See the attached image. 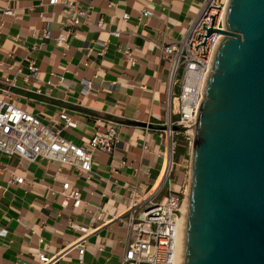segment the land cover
I'll return each instance as SVG.
<instances>
[{
	"label": "crops",
	"instance_id": "crops-1",
	"mask_svg": "<svg viewBox=\"0 0 264 264\" xmlns=\"http://www.w3.org/2000/svg\"><path fill=\"white\" fill-rule=\"evenodd\" d=\"M74 1L91 9V23L81 25L77 38L60 49L54 39L38 37L44 31L58 36L66 17L63 5L0 0V80L16 78L14 104L47 124L63 128L59 115L68 113L77 128L64 129L63 136L77 145L86 147L97 128L106 130L98 120L117 123L119 140L113 154L95 155L91 180L77 177L68 167L59 172L55 163L31 164L18 156H0V264H41V253L55 257L52 264H121L128 229L116 218L127 212L135 193L161 188L162 201L183 183L182 157L174 163V178L163 177L169 146L163 131L133 123H166L170 63L161 47L183 38L207 0ZM8 8L15 10V17L2 15ZM144 10L152 17L142 18ZM124 14L128 21H123ZM103 18L104 32L97 27ZM107 41L108 48L100 55L96 43ZM128 51L135 63L127 59ZM30 58L40 69L38 82L25 81ZM83 80L92 82L88 94L83 92ZM13 173L26 183H11ZM64 184L81 191L85 202L81 209L74 210L73 201L58 194ZM71 221L90 231L83 263L72 247L80 232L70 228ZM38 237L44 245H39Z\"/></svg>",
	"mask_w": 264,
	"mask_h": 264
},
{
	"label": "built area",
	"instance_id": "built-area-1",
	"mask_svg": "<svg viewBox=\"0 0 264 264\" xmlns=\"http://www.w3.org/2000/svg\"><path fill=\"white\" fill-rule=\"evenodd\" d=\"M186 0H179L185 2ZM230 0H207L202 6L194 22L188 28L183 38L161 47L164 59L170 63L168 92L165 101L167 121L163 126L165 139L169 146L165 153V166L170 176L174 169L173 156L177 148L176 137L184 133L188 136L191 144L194 142L197 115L205 98V89L209 76L212 73L213 61L223 35L212 34L206 40L204 46H199L205 40L206 32L211 27L215 30H225L226 11ZM50 5H63L66 17L62 23L60 33L52 38L49 31H44L41 41L54 39L60 49H67L71 39H76L77 29L83 24H90L91 9H83L78 1L74 0H50ZM2 15L15 17L16 12L12 8L2 11ZM149 10L142 12V18H150ZM123 21L129 20V15L124 14ZM205 24V29L203 25ZM106 22L101 19L97 27L101 31L106 30ZM37 33H35L36 35ZM118 37V33L112 34ZM38 36V35H37ZM100 55L107 50L109 41L97 42ZM198 47V50L195 47ZM127 59L135 63L131 52H126ZM29 74L25 77L27 83L40 80V69L34 59L27 60ZM5 87L0 88V156H18L22 161L37 163L39 161L57 164V170L71 169L79 178L91 180L94 176V160L97 153L113 154L114 147L119 140L118 124L112 121L98 120L96 123L104 125L105 131L96 129L94 136L88 145L80 146L63 136L64 129H76L77 122L63 112L59 120L63 128L54 124L43 122L36 115L27 112L14 104L13 87L16 86V78L1 81ZM48 82V85H51ZM83 92L88 94L92 89V82L83 80ZM174 126L178 131L174 130ZM171 156V159L168 158ZM169 159V161H168ZM169 162V163H168ZM11 183L23 185L25 178L12 174ZM161 188L147 194L135 193L127 212L120 217L119 221L128 229V242L121 264H176L175 235L178 220L183 217L181 208L187 197V191L169 192L167 197L160 201L158 194ZM67 201H73L74 210L81 209L85 202L81 191L69 184H64L58 193ZM101 216V215H100ZM99 216V217H100ZM70 228L79 231L77 243L72 247L78 250V259L83 263L86 251V236L90 233L86 227H79L73 221ZM36 236V233H32ZM39 245H44L42 237H38ZM41 264H52L54 258H49L45 253L39 255Z\"/></svg>",
	"mask_w": 264,
	"mask_h": 264
},
{
	"label": "water",
	"instance_id": "water-1",
	"mask_svg": "<svg viewBox=\"0 0 264 264\" xmlns=\"http://www.w3.org/2000/svg\"><path fill=\"white\" fill-rule=\"evenodd\" d=\"M214 17L198 35L203 53L224 38L197 115L184 264H264V0H230L225 30Z\"/></svg>",
	"mask_w": 264,
	"mask_h": 264
},
{
	"label": "rangeland",
	"instance_id": "rangeland-1",
	"mask_svg": "<svg viewBox=\"0 0 264 264\" xmlns=\"http://www.w3.org/2000/svg\"><path fill=\"white\" fill-rule=\"evenodd\" d=\"M177 148L175 149V153L173 156V162L177 163L179 161V158H184L182 162V166L179 168V172L182 173L183 177V183L181 187L175 191L177 193L181 191H188L189 193V185H190V176H191V156H192V148L193 144H191V141L189 142L188 136L184 133L178 135L176 137ZM176 165L174 166V170L171 173L170 179L174 178V174L176 171ZM177 188V187H175ZM166 191V190H165Z\"/></svg>",
	"mask_w": 264,
	"mask_h": 264
},
{
	"label": "bare ground",
	"instance_id": "bare-ground-1",
	"mask_svg": "<svg viewBox=\"0 0 264 264\" xmlns=\"http://www.w3.org/2000/svg\"><path fill=\"white\" fill-rule=\"evenodd\" d=\"M169 159H171V156H168ZM168 159V161H169ZM169 163V162H168ZM168 167L165 166V168ZM168 173V169L164 171L163 177L165 178ZM187 191V190H186ZM189 192H190V185H189ZM183 202L182 208H181V213L182 216L178 220V226H177V232L175 235V244H176V264H184V258H185V236H186V226H187V214H188V206H189V193L187 191V197Z\"/></svg>",
	"mask_w": 264,
	"mask_h": 264
}]
</instances>
